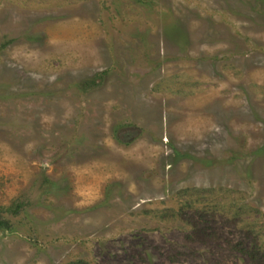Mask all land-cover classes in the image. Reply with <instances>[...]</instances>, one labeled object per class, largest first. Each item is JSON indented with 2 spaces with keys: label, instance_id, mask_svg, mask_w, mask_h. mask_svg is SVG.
<instances>
[{
  "label": "rangeland",
  "instance_id": "rangeland-1",
  "mask_svg": "<svg viewBox=\"0 0 264 264\" xmlns=\"http://www.w3.org/2000/svg\"><path fill=\"white\" fill-rule=\"evenodd\" d=\"M0 211V264H264V0H0Z\"/></svg>",
  "mask_w": 264,
  "mask_h": 264
},
{
  "label": "trees",
  "instance_id": "trees-1",
  "mask_svg": "<svg viewBox=\"0 0 264 264\" xmlns=\"http://www.w3.org/2000/svg\"><path fill=\"white\" fill-rule=\"evenodd\" d=\"M20 205H17L19 207ZM7 224V221L3 220V217L1 216V211H0V226H5Z\"/></svg>",
  "mask_w": 264,
  "mask_h": 264
}]
</instances>
